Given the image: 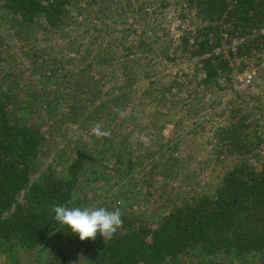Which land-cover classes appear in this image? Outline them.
Masks as SVG:
<instances>
[{
    "label": "trees",
    "instance_id": "obj_1",
    "mask_svg": "<svg viewBox=\"0 0 264 264\" xmlns=\"http://www.w3.org/2000/svg\"><path fill=\"white\" fill-rule=\"evenodd\" d=\"M112 2L101 0L100 5L106 7ZM149 2L153 4L152 0ZM81 3V0H0V17L9 19L22 39H26L25 31L38 23L55 34H62L70 25L67 24L70 16L74 21L76 12L82 16L87 11L80 7ZM138 9L136 16H127L136 23L135 28L133 24L120 29V43H113L116 53L104 57L102 67L108 71L117 59L114 60L116 54L118 61L120 58L125 61L123 67H135L143 59L145 67L150 68L148 71L132 67L127 77L123 70L115 75L123 76L130 83L127 86L130 89L122 95L127 103L137 96L142 98V103L130 106L132 113L147 106L162 109L166 107L164 102L171 99L184 122L189 119L194 126L201 123V129H206L203 123L212 103H204V95L200 96L199 91L228 92L233 88L236 72L252 69L264 60V0H160L153 8L143 3ZM166 10L177 13L181 23L175 45H171L172 41L165 43L166 35L156 29L163 25L159 20ZM106 30L108 27L100 31ZM180 65L181 68L190 65L191 75L175 72L156 89L153 82L137 89L140 78L151 80L153 72H158L156 67L172 70ZM90 84L93 83L87 85L88 91ZM235 93L239 98L238 90ZM77 102L74 99L70 106L74 113L80 109ZM123 103L118 102L113 109L121 110ZM240 103L243 110L234 101L228 104L229 123L215 131L222 151L236 162L220 177L211 196L192 204L173 206L155 226L132 212L126 214L117 206L104 205L110 210H121L123 225L118 233L112 240L103 241L98 236L95 241H80L55 221L52 209L56 205L72 207L80 177L95 168L93 162L103 159L105 150L94 153L97 156L85 151L79 153L69 162L64 175L49 167L35 177L36 161L45 137L29 123L28 113H24L18 96L0 88V247L3 254L10 264H19L18 250L38 251L55 240L48 264H72L73 257L87 264H221L219 257L233 261L263 258L264 132L258 127L261 115L244 111L249 103L242 100ZM157 116L156 113L142 116L144 124H150L154 130L163 129L160 116H166ZM251 159L260 164H250ZM177 166L172 163L171 168L182 172Z\"/></svg>",
    "mask_w": 264,
    "mask_h": 264
},
{
    "label": "rangeland",
    "instance_id": "obj_2",
    "mask_svg": "<svg viewBox=\"0 0 264 264\" xmlns=\"http://www.w3.org/2000/svg\"><path fill=\"white\" fill-rule=\"evenodd\" d=\"M81 1L80 7L88 12L82 16L76 12L74 21L70 16L67 21L70 25L62 34H55L38 23L31 25L25 31L26 39H22L13 23L0 17V88L18 96L24 113H28L29 123L45 137L36 161L35 177L49 167L64 175L76 155L84 151L100 153L103 149L106 160L97 158L93 162L95 168L80 177L72 207L117 206L126 214L132 212L155 226L173 206L192 204L204 196H211L220 177L236 162L222 151L215 134L220 126L229 123L228 104L231 101L241 110L240 101L248 102L244 111L261 115L258 127L264 132V60L252 69L236 72L233 88L228 92L199 91L200 96L204 95V103H212L207 109L208 118L203 121L206 129H201V123L194 126L189 119L184 122L181 111H177L171 99L164 102L169 110L147 106L132 113L130 106L142 103V98L137 96L127 103L122 95L130 89L127 87L130 83L123 76L115 75L123 70L127 77L135 67L144 71L150 68L145 67L143 59H139L135 67H123L125 61L123 58L118 61V54L108 71L102 63L104 57L116 53L113 43L120 41V29L134 24L127 16H136L140 4L153 8L160 0H152L153 6L149 0H113V4L106 7L100 5L101 0H95L94 4L90 0ZM177 15L166 10L159 20L163 25L156 27L166 35L167 44L177 43L181 25ZM135 26L136 23L133 28ZM104 27L108 30L101 32ZM111 36L113 40L110 41ZM95 37L98 38L95 40ZM156 68L158 72H153L151 80L140 78L137 89L146 88L152 82L156 89L175 72L191 75L190 65L172 70L162 66ZM248 76L250 84L246 82ZM89 82L93 83L90 91L87 90ZM74 99L80 106L75 113L70 109ZM118 102L124 103L121 110L115 111L113 106ZM155 113L157 117L166 116H160L164 126L161 130L144 124L142 116ZM98 126L109 131L110 136L97 137L93 129ZM248 162L260 164L255 159ZM172 163L182 172L172 169ZM56 243L51 240L38 251L18 250L19 264H48L49 253ZM219 260L221 264H264V257L246 261L219 257ZM0 264H10L1 247ZM72 264L87 262L73 257Z\"/></svg>",
    "mask_w": 264,
    "mask_h": 264
},
{
    "label": "clouds",
    "instance_id": "obj_3",
    "mask_svg": "<svg viewBox=\"0 0 264 264\" xmlns=\"http://www.w3.org/2000/svg\"><path fill=\"white\" fill-rule=\"evenodd\" d=\"M97 137H108L110 132L99 126L93 129ZM55 221L68 230L80 241H95L99 236L112 240L123 225L122 212L119 208L106 207H70L56 205L52 209Z\"/></svg>",
    "mask_w": 264,
    "mask_h": 264
},
{
    "label": "built area",
    "instance_id": "obj_4",
    "mask_svg": "<svg viewBox=\"0 0 264 264\" xmlns=\"http://www.w3.org/2000/svg\"><path fill=\"white\" fill-rule=\"evenodd\" d=\"M251 73L253 74V72H251ZM250 80H251V77H250V76H248V77H247V81H246V82H247L248 84H250Z\"/></svg>",
    "mask_w": 264,
    "mask_h": 264
}]
</instances>
